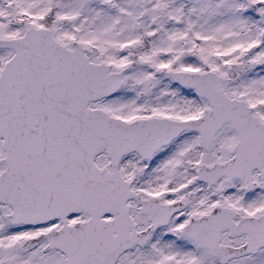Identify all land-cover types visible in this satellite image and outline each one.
<instances>
[{
    "label": "snow or ice",
    "instance_id": "obj_1",
    "mask_svg": "<svg viewBox=\"0 0 264 264\" xmlns=\"http://www.w3.org/2000/svg\"><path fill=\"white\" fill-rule=\"evenodd\" d=\"M0 264H264V0H0Z\"/></svg>",
    "mask_w": 264,
    "mask_h": 264
}]
</instances>
